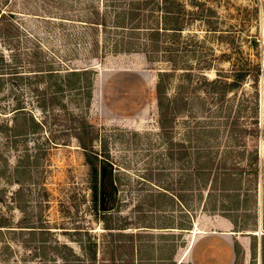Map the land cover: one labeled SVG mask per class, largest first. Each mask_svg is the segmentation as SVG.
<instances>
[{"label": "rangeland", "instance_id": "obj_1", "mask_svg": "<svg viewBox=\"0 0 264 264\" xmlns=\"http://www.w3.org/2000/svg\"><path fill=\"white\" fill-rule=\"evenodd\" d=\"M177 1L184 31L156 35L154 63L114 52L110 35L119 33L60 21L85 20L93 0L4 8L18 13L23 39L16 55L0 38L8 73L0 80V264H62V249L39 248L80 253L86 229L107 264H262L264 0ZM34 60L41 68L26 66ZM83 68L81 76L61 72L63 81L35 72ZM16 98L42 129L13 114ZM200 127L203 157L217 150L212 163L236 177L216 180L207 163L196 179L191 139ZM41 226L50 232L30 231Z\"/></svg>", "mask_w": 264, "mask_h": 264}, {"label": "trees", "instance_id": "obj_2", "mask_svg": "<svg viewBox=\"0 0 264 264\" xmlns=\"http://www.w3.org/2000/svg\"><path fill=\"white\" fill-rule=\"evenodd\" d=\"M11 0H0V27L6 23L5 28H0V38H6L8 40V46H10L11 50H17L15 52L16 55L20 54V49H22L21 46V40L22 38V26L21 24L16 20V16L18 15L17 12L7 10L4 8H8ZM25 1V0H24ZM95 3H93L90 9L89 16L85 20H72L71 18H60L55 17L54 19L57 21L60 18V21H67V22H75L79 23L80 25H83V28H86L89 31H94L95 33H98V30H102V32H105V30H109L110 33L114 34H121L122 38L115 37L112 34L110 37H113L112 43L113 50L116 53H123L125 51H129L130 53H145L146 57L148 58V61L150 63H154V49L156 47V35L160 31L165 32H173V33H182L184 29L180 28L181 20H184V15L181 3H179L177 0H165L161 3L158 2V0H93ZM100 1V2H99ZM98 2L103 5V10L100 9V7H97ZM105 3V4H104ZM176 6L179 7L178 10H176ZM183 7V6H182ZM75 12V11H73ZM24 13V12H19ZM159 13H161V16H159ZM26 14V13H24ZM183 16V17H182ZM53 21V20H52ZM162 23V25H161ZM174 24V25H171ZM161 25L162 27H160ZM164 25V27H163ZM171 26V27H170ZM173 26V27H172ZM88 34V32H85V35ZM117 40L115 41V39ZM98 43V42H97ZM138 47L141 48V50H138ZM39 50L42 51L41 47H38ZM144 48V49H142ZM87 49V48H86ZM40 51V52H41ZM0 53L2 51L0 50ZM14 54V55H15ZM24 54H28L27 51H25ZM4 56V55H3ZM31 57H37L36 50L32 53ZM4 58V57H3ZM1 64H3L1 62ZM26 66H30L31 64H35L38 68H41L42 62L39 60L34 61H27ZM23 66V67H22ZM18 68H24V65H18ZM51 68V67H49ZM88 69H49V70H37L35 72H38V75H43L44 73L51 74V77H56L58 81H63L66 79L64 75H61L63 71H66L69 76H81L82 74L86 73ZM29 72V71H27ZM31 72V71H30ZM15 74L18 72H14ZM22 74L23 72H19ZM5 68L3 66L0 67V80L1 78H4L6 76ZM65 77V78H64ZM244 73H239L235 77V82H240L243 80ZM93 83L91 81L92 87ZM58 87V85H57ZM17 99V105L12 110L17 115H22L24 118V123L27 124L26 120H31L33 127L37 129H42L44 127V122L39 121L35 118L33 115V112L28 110L26 107L22 106L23 103L21 102L20 98ZM38 104V108L40 110H44V107L46 105L45 98L43 97L40 100H36ZM27 112V113H26ZM203 127H200L199 131L196 133L195 136H192L191 142L193 143V155H194V163L196 162V165L194 166V176L199 181H203L204 179V173L206 170V164L210 163L212 164L213 168L216 170L212 173L213 178L216 180L221 179L223 177H236V174L231 172V169L228 167H218L212 163V160H216L217 150L212 151L208 153V155L204 158L203 153L205 148L203 147V143H197L196 142L203 136ZM53 143V142H52ZM85 148V147H84ZM231 150V149H230ZM231 153L230 151L228 152ZM96 154V153H94ZM209 155H213L209 157ZM224 155H228L227 153H224ZM225 158H227L225 156ZM92 165V163H90ZM104 164V163H103ZM101 164L100 168L102 170H106V166ZM93 167V174L95 178V186L93 188L94 190V201H97L98 198V185H97V174L98 169L94 165ZM218 170V171H217ZM262 172L264 173V166L262 168ZM103 191L101 194H103V199L105 200L104 194L106 191V181L105 178L101 179ZM109 184V183H108ZM199 191H202L201 189ZM102 199V200H103ZM103 206V204H102ZM31 232L37 233L39 232L41 235L48 234L50 230L47 227H30ZM83 231V230H82ZM81 231V232H82ZM80 232V233H81ZM85 241H78L80 253H77L72 248L68 247L66 244H62L59 247H54L52 245L43 244L39 249L45 251L47 248L56 249L57 251H62L59 253V256H57V260L55 262H61L62 264H107V260L98 261L97 260V253H98V246L99 242L97 241V237L95 235H92L90 230H85ZM44 242V239L41 240ZM80 242V243H79ZM58 254V253H57ZM262 264H264V236L262 238Z\"/></svg>", "mask_w": 264, "mask_h": 264}, {"label": "crops", "instance_id": "obj_3", "mask_svg": "<svg viewBox=\"0 0 264 264\" xmlns=\"http://www.w3.org/2000/svg\"><path fill=\"white\" fill-rule=\"evenodd\" d=\"M195 233H197V231L195 232ZM222 236H224V238H231L232 240H230L231 241V243H233L232 241H233V238L234 237H232V236H235L234 235V233H225V234H222ZM231 236V237H230ZM228 240V239H227ZM232 247V248H231ZM244 249H245V256H247V248L246 247H244ZM230 252H233V246H230ZM247 260H245V264H247V262H246Z\"/></svg>", "mask_w": 264, "mask_h": 264}, {"label": "water", "instance_id": "obj_4", "mask_svg": "<svg viewBox=\"0 0 264 264\" xmlns=\"http://www.w3.org/2000/svg\"><path fill=\"white\" fill-rule=\"evenodd\" d=\"M105 176H106V170L104 169V170H103V174H102V179H104ZM103 203H104V199L102 200V204H103Z\"/></svg>", "mask_w": 264, "mask_h": 264}]
</instances>
